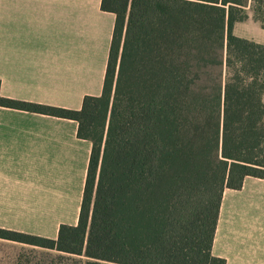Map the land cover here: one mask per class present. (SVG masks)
Here are the masks:
<instances>
[{"label":"trees","instance_id":"trees-1","mask_svg":"<svg viewBox=\"0 0 264 264\" xmlns=\"http://www.w3.org/2000/svg\"><path fill=\"white\" fill-rule=\"evenodd\" d=\"M248 0H101L115 23L100 95L74 119L91 152L76 225L0 238L84 264H225L211 245L225 188L264 179V44L236 36ZM264 28V0H250Z\"/></svg>","mask_w":264,"mask_h":264},{"label":"crops","instance_id":"crops-1","mask_svg":"<svg viewBox=\"0 0 264 264\" xmlns=\"http://www.w3.org/2000/svg\"><path fill=\"white\" fill-rule=\"evenodd\" d=\"M100 5L0 0V96L79 110L85 95H100L115 23ZM247 14L233 33L264 44V28ZM77 127L0 106V228L56 239L61 224L76 225L92 146ZM11 245L55 250L0 238V249ZM211 254L264 264V179L245 176L240 189H224Z\"/></svg>","mask_w":264,"mask_h":264},{"label":"rangeland","instance_id":"rangeland-1","mask_svg":"<svg viewBox=\"0 0 264 264\" xmlns=\"http://www.w3.org/2000/svg\"><path fill=\"white\" fill-rule=\"evenodd\" d=\"M245 11H251L250 0H248ZM86 260L87 258L84 255L31 247L20 248L17 245L5 246L0 249V264H84Z\"/></svg>","mask_w":264,"mask_h":264}]
</instances>
